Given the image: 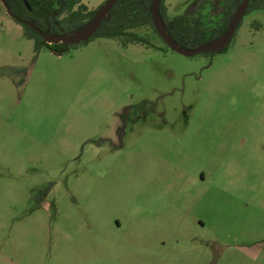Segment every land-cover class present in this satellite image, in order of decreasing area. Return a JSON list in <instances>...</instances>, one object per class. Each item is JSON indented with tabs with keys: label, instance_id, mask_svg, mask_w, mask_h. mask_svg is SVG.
<instances>
[{
	"label": "rangeland",
	"instance_id": "374dc122",
	"mask_svg": "<svg viewBox=\"0 0 264 264\" xmlns=\"http://www.w3.org/2000/svg\"><path fill=\"white\" fill-rule=\"evenodd\" d=\"M137 31L35 57L0 0V264H264V10L215 55Z\"/></svg>",
	"mask_w": 264,
	"mask_h": 264
},
{
	"label": "trees",
	"instance_id": "16d2710c",
	"mask_svg": "<svg viewBox=\"0 0 264 264\" xmlns=\"http://www.w3.org/2000/svg\"><path fill=\"white\" fill-rule=\"evenodd\" d=\"M2 1L10 8L11 17L23 27L24 35L34 41L35 57L43 50L62 55L97 38L117 39L123 46L140 44L148 48L164 49L155 45L149 36L137 31L150 26L158 34L152 14L155 0H118L94 35L77 44L55 39L74 35L97 16L107 0L94 9L89 8L84 0H27L31 9L26 6L24 0ZM165 1L162 0L161 13L168 34L181 47L194 49L224 34L244 0H195L183 14L174 17L168 15ZM210 3L215 9L220 8L219 21L213 25L207 24L204 14ZM255 10H264V0H249L247 13ZM28 23L39 28L43 34ZM230 44L218 51L203 54L215 55L225 52ZM166 46L169 47L167 44Z\"/></svg>",
	"mask_w": 264,
	"mask_h": 264
},
{
	"label": "water",
	"instance_id": "95a60500",
	"mask_svg": "<svg viewBox=\"0 0 264 264\" xmlns=\"http://www.w3.org/2000/svg\"><path fill=\"white\" fill-rule=\"evenodd\" d=\"M24 2L26 6L29 9H31V6L28 3V1L24 0ZM117 2L118 0H107L105 4L103 5V7L101 8V10L99 11V13L97 14V16L93 20H91L86 26H84L82 29L77 31L71 37L63 38V41L77 44L93 36L96 30L101 25L102 21L105 19L107 13L115 6ZM161 3H162V0H155L153 10H152L153 22H154V25H155V28L158 34L172 50L179 52L181 54L187 55V56H194L200 53H209V52L218 51L228 46L232 42V39L236 33V30L239 24L241 23L243 17L247 13L249 0H244L243 3L238 7V9L236 10L228 26L227 31L224 34L194 49H186V48L181 47L168 34L167 25L161 13ZM6 7L8 9L9 14L11 15L10 8L8 7L7 4H6ZM28 24L31 25L34 29H36L40 34H43V32L39 28L32 25L31 23H28Z\"/></svg>",
	"mask_w": 264,
	"mask_h": 264
},
{
	"label": "crops",
	"instance_id": "0c3cea01",
	"mask_svg": "<svg viewBox=\"0 0 264 264\" xmlns=\"http://www.w3.org/2000/svg\"><path fill=\"white\" fill-rule=\"evenodd\" d=\"M85 1V0H84ZM101 4V3H100ZM91 9H94V8H96V7H90Z\"/></svg>",
	"mask_w": 264,
	"mask_h": 264
}]
</instances>
